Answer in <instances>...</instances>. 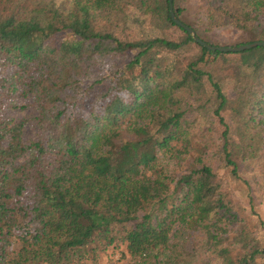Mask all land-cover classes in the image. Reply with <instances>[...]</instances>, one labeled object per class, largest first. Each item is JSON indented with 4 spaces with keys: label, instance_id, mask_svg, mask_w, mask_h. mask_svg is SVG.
Masks as SVG:
<instances>
[{
    "label": "trees",
    "instance_id": "1",
    "mask_svg": "<svg viewBox=\"0 0 264 264\" xmlns=\"http://www.w3.org/2000/svg\"><path fill=\"white\" fill-rule=\"evenodd\" d=\"M205 1L202 32L264 41V0ZM242 165L264 194V46L208 51L167 0H0V264H264Z\"/></svg>",
    "mask_w": 264,
    "mask_h": 264
},
{
    "label": "rangeland",
    "instance_id": "2",
    "mask_svg": "<svg viewBox=\"0 0 264 264\" xmlns=\"http://www.w3.org/2000/svg\"><path fill=\"white\" fill-rule=\"evenodd\" d=\"M68 1V0H62ZM205 0H175V5L180 7L183 10L181 18L186 22L192 24L197 33H200V36L204 40L215 44L219 47H233L232 45L241 42V34L233 29L224 28L211 30L208 32H202V25L200 22L204 19L203 13L205 11ZM120 31V30H119ZM126 32V31H125ZM194 32V31H193ZM120 34L119 32H117ZM124 33V32H123ZM168 35H171V29L166 32ZM197 33L194 32L196 35ZM131 35V33L127 34ZM197 36V35H196ZM225 73H223V76ZM226 93L229 97H232L231 91L226 88ZM15 107L6 112V115L10 118L21 119L28 118L35 113L34 107L32 106L31 96L20 97L17 96L14 99ZM20 108V109H19ZM35 135V129L30 122H26L23 127L22 140L24 143H28L33 140ZM241 173L244 180H246L250 187L253 189L252 197V214H250L251 226H257L258 222L264 225V194L261 189L258 187V172L255 169L246 168L244 165L241 166ZM224 186L226 184V189L228 190L230 197L233 201L237 202L243 206L246 210V213L249 214V205L247 204V199L245 197V187L239 181H230V179L223 176ZM23 203H27L23 201ZM122 250H111V248L99 254V258L95 261L86 260L84 264H128L130 263L129 256L126 255ZM123 255V256H121ZM258 264H262V261H258Z\"/></svg>",
    "mask_w": 264,
    "mask_h": 264
},
{
    "label": "water",
    "instance_id": "3",
    "mask_svg": "<svg viewBox=\"0 0 264 264\" xmlns=\"http://www.w3.org/2000/svg\"><path fill=\"white\" fill-rule=\"evenodd\" d=\"M168 2V14H169V18L172 21V23L178 27L181 28L182 30H184L190 37L191 39L194 41V43H196L197 45H199L200 47L205 48L208 51H217V52H221V53H237V52H243L245 50L248 49H252L255 47H261L264 46V41H256V42H251V43H247V44H243L237 47H217V46H211L205 42H203L202 40H200L193 32V30L186 26L185 24H183L181 21H179L174 13H173V9H172V0H167Z\"/></svg>",
    "mask_w": 264,
    "mask_h": 264
}]
</instances>
